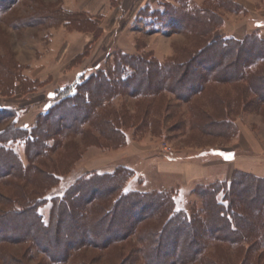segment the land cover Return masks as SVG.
I'll return each mask as SVG.
<instances>
[{
	"label": "rangeland",
	"instance_id": "rangeland-1",
	"mask_svg": "<svg viewBox=\"0 0 264 264\" xmlns=\"http://www.w3.org/2000/svg\"><path fill=\"white\" fill-rule=\"evenodd\" d=\"M170 7L209 8L217 17L213 19L217 28L201 37L176 32L157 18ZM249 35L264 38V0H16L1 13L0 139L10 141L0 147L12 148L23 168L56 175L51 187L39 170L28 171L31 182L1 178L0 210L17 208L11 203L16 199H21L22 206L27 199L50 201L63 196L78 180L104 175L115 177L124 193L145 194V201L136 214L121 210L112 225L88 228L87 236L96 244L75 247L67 261L52 262L46 252L57 249L58 242L51 240L53 231L42 243L45 249L29 241H0V264H147L148 256L155 264H167V256L155 257L149 250L145 256L140 251L157 245L156 233L172 212L201 215L205 188L229 184L235 172L264 180V103L244 84L211 83L188 99L169 91L135 95V84L105 107L120 130H113L117 129L113 125L101 135L98 128L85 123L82 133L51 140L47 156L35 166L30 165L25 148V134L59 101L57 92L76 83L79 76L88 78L114 67L113 62L123 55L165 65L173 59L184 60L209 40L225 36L243 40ZM263 87V82L258 85ZM65 120L67 125L74 122L70 116ZM5 167L0 163V170ZM252 191L247 187L249 194ZM157 197L167 199L162 212L149 215L134 233L125 237L126 232L121 237L125 239L104 247L103 239L122 235L123 224L148 214ZM218 198L222 201L221 194ZM50 207L48 202L39 208L46 220ZM64 225L74 226L69 218ZM11 230L0 225V236ZM20 230L25 233V228ZM191 233L177 240L172 232L166 235L162 242L166 254L186 250ZM251 242L234 246L209 240L203 260L191 264L211 260L242 264ZM247 264H264L263 248L254 251Z\"/></svg>",
	"mask_w": 264,
	"mask_h": 264
},
{
	"label": "trees",
	"instance_id": "trees-1",
	"mask_svg": "<svg viewBox=\"0 0 264 264\" xmlns=\"http://www.w3.org/2000/svg\"><path fill=\"white\" fill-rule=\"evenodd\" d=\"M15 1L0 0V14L9 9ZM184 8H167L157 15V18L163 26L170 27L176 32H189L200 37L217 28L216 20H213L217 17L209 8ZM113 64L114 67L99 70L88 78L79 76L76 83L57 92L59 101L41 116L35 129L25 134L26 156L31 166H35L37 161L47 156L51 140L56 142L58 137L61 139L71 134L82 133L80 129L85 123L98 128L101 135L108 132L113 125L117 128L113 130H120L115 126L105 107L117 95H126L135 84L137 85L136 91H133L135 95L156 96L162 91H169L177 96L184 95V99L200 93L211 83L244 84L259 102L264 103V87L258 88L259 84L262 82L264 84V38L261 36L249 35L243 40L225 36L209 40L196 51L189 53L184 60L173 59L165 65L125 55L119 57V60L116 58ZM181 89H185L186 93H182ZM66 116L72 117L74 122L64 124ZM9 141L10 139H0V143ZM2 162L6 167L5 170L2 168L4 172L0 173V179L8 177L31 182L33 176L28 171L39 170L33 167L23 168L22 161L14 150L6 145L0 147V163ZM41 173L44 172L40 171L38 174ZM44 174L42 180L50 183L51 187L55 172ZM233 178L229 184L220 183L215 187L205 188L206 191L201 194L204 203L201 215L172 212L159 233H156L157 245L140 252L145 256L149 251L155 257L167 256V260L169 259L168 262L165 261L167 264H191L203 260L204 246L209 240L231 243L234 246L252 240L242 258V264L250 263L254 251L259 250V247L264 250V180L244 172H235ZM247 187L248 190H253L252 194L247 192ZM117 191L118 197L111 202V196ZM87 192H90L89 196ZM220 194L222 201L218 198ZM144 196L145 194L141 195L139 192L124 193L116 184L115 177L104 175L78 180L63 196L52 198L50 201L43 199L41 202H35L27 199L22 206L19 202L21 199H16L11 203L17 205V208L23 207L22 209L17 210L13 207L0 210V225L12 228L10 233L6 235L4 232L0 236V241L10 244L29 241L39 249H45L42 243L47 242L54 231L51 240L58 242L54 247L57 249H47L46 252L52 262H64L68 260L75 247L96 244L93 238L87 236L88 228L112 225L116 219L114 217L121 210L129 214L135 213L138 206H142L145 201ZM163 199L155 198L154 207L148 214H140L132 223L123 224L125 231L119 237H111L109 234L103 239L104 247L114 241L125 239L121 237L126 232L128 234L125 237L134 233L137 225L149 215L162 212L167 200ZM109 200L111 203H108ZM48 202L51 207L46 220L40 209ZM145 208L144 205L143 210ZM65 218L71 220L74 225L72 229L65 227ZM21 228H25V233L21 232ZM188 231H192L189 247L182 251L174 249L171 255H167L163 248V238L172 232L173 239L177 240ZM80 232L82 235H79ZM259 243L261 245H258ZM146 259L147 264H155L149 256ZM207 264L220 263L211 260Z\"/></svg>",
	"mask_w": 264,
	"mask_h": 264
}]
</instances>
